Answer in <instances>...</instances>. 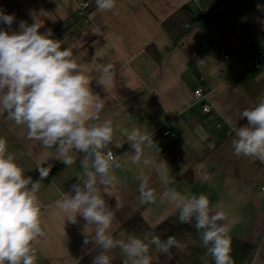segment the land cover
<instances>
[{
	"label": "crops",
	"instance_id": "1",
	"mask_svg": "<svg viewBox=\"0 0 264 264\" xmlns=\"http://www.w3.org/2000/svg\"><path fill=\"white\" fill-rule=\"evenodd\" d=\"M199 1L116 0L113 10L104 11L92 0L86 25L77 17L76 0H0V9L15 15L13 29L21 20L30 25L34 18L42 21L41 33L52 29L51 38L57 37L72 51L73 59L89 76L94 94L104 99L103 110L94 113L99 119L89 123L111 119L118 129L113 143L104 150H111L122 164L113 170L112 195H103L114 214L110 229L114 238H142L149 232L158 236L154 229L169 222L168 237L174 236L182 247H173L169 256L150 247L152 264H214L194 226L179 223L170 215V202L161 199L162 192L174 188L184 195H206L214 210L223 206L227 218L220 223L231 229L233 264H264V162L236 156L231 146L233 129L247 124L246 118L238 119L239 111L254 107L264 97V62L244 76L242 69L248 59L225 57L217 47L204 43L191 64L185 50L173 45L162 23L186 4L195 10L208 8L205 0ZM251 1L254 7L243 22L264 44V11L257 9L264 0ZM0 28L7 26L0 24ZM150 46L157 56L150 53ZM108 63L114 70L104 74L102 67ZM198 87L207 94L210 114L203 111L202 103L194 102ZM166 126L175 132L174 138L162 135ZM133 128L152 136L157 146L145 148L138 163L131 162L134 153L122 134ZM0 138L7 141L8 151L14 153L26 177L36 181L40 167L50 168L37 193L45 236L35 243L36 264H91L100 248L91 243L83 246V218L78 215V223L72 224L53 215L55 201L62 192L71 193L72 184L81 176L79 160L84 154L72 153L75 163L66 166L56 157L55 147L42 150L39 141L27 138L24 126L8 120L2 111ZM116 143L121 147H115ZM160 162L166 163L163 174L157 171ZM141 177L156 193L155 203L141 202ZM137 215L149 229L127 228V222ZM91 234L89 230V238ZM108 254L112 264H123L125 258L118 248Z\"/></svg>",
	"mask_w": 264,
	"mask_h": 264
},
{
	"label": "clouds",
	"instance_id": "2",
	"mask_svg": "<svg viewBox=\"0 0 264 264\" xmlns=\"http://www.w3.org/2000/svg\"><path fill=\"white\" fill-rule=\"evenodd\" d=\"M95 3L104 11L116 6V0ZM257 9L264 11V5L257 4ZM15 19L14 14L0 9V24L7 26L0 28V111L8 120L24 126L27 138L39 141L42 150L55 147L56 157L66 166L75 163L72 153L84 154L79 160L81 176L72 184L71 193L62 192L55 201L53 215L65 217L72 224L78 223V215L83 218V246L91 243L100 248L91 264H112L108 253L117 248L125 258L123 264H152L150 247L169 256L173 247H182L174 236L161 240L149 232L142 238L129 235L117 239L111 234L114 214L103 195H112L116 181L113 170L122 164L111 150H104L113 143L114 131L118 129H114L111 119L89 123L99 119L94 113L103 110L104 99L94 94L89 76L73 59L72 51L62 47L63 41L51 38L52 29L41 33L42 21L37 18L30 25L21 20L13 29ZM113 70L111 63L102 67L104 74ZM245 118L246 125L233 129L234 155L264 162V97L258 98L254 107L239 111L238 119ZM122 134L133 150L132 163L141 161L145 148L157 147L153 137L139 128L124 129ZM115 147L121 145L116 143ZM165 166V162H160L157 171L163 174ZM38 170V180L26 177L25 169L15 162L14 153L8 151L7 141L0 138V264H36L35 243L45 236L37 193L50 168ZM141 181V202L155 203L156 193L147 187L143 177ZM160 197L170 202V215L179 223L194 226L201 246L214 264H233L231 229L229 224L220 223L227 218L223 206L214 210L206 195H184L174 188H168Z\"/></svg>",
	"mask_w": 264,
	"mask_h": 264
},
{
	"label": "trees",
	"instance_id": "3",
	"mask_svg": "<svg viewBox=\"0 0 264 264\" xmlns=\"http://www.w3.org/2000/svg\"><path fill=\"white\" fill-rule=\"evenodd\" d=\"M208 8L195 10L186 4L163 21V27L174 46L182 47L188 54L191 64L204 49V43L238 57L259 56L264 53L261 44L245 26L243 19L253 9L251 0H205ZM93 5V4H92ZM93 7V6H92ZM54 39H58L57 37ZM62 47L65 46L62 44ZM153 56L157 52L149 47ZM129 230L149 229L140 216L127 222ZM161 240H166L171 224L163 222L155 229Z\"/></svg>",
	"mask_w": 264,
	"mask_h": 264
},
{
	"label": "built area",
	"instance_id": "4",
	"mask_svg": "<svg viewBox=\"0 0 264 264\" xmlns=\"http://www.w3.org/2000/svg\"><path fill=\"white\" fill-rule=\"evenodd\" d=\"M199 1V0H197ZM77 2V17L82 20L84 25L88 24L90 21V12L92 10V0H76ZM200 4V1H199ZM86 5V7L84 6ZM220 53L223 54L225 57H229L230 54L226 53L224 50H220ZM264 62V53L254 58L249 59L243 65V74L244 76L251 75L252 71L256 68H259L260 65ZM207 94L204 92L202 87H198L194 90V102L195 103H202L203 111L207 114H210L212 111L211 105L206 103ZM163 136H169L174 138L176 136L173 130L166 126L162 130ZM39 173V170H38Z\"/></svg>",
	"mask_w": 264,
	"mask_h": 264
},
{
	"label": "water",
	"instance_id": "5",
	"mask_svg": "<svg viewBox=\"0 0 264 264\" xmlns=\"http://www.w3.org/2000/svg\"><path fill=\"white\" fill-rule=\"evenodd\" d=\"M209 45L215 47V45L213 43H210ZM243 57L246 58V59H248V60L250 59V55H244Z\"/></svg>",
	"mask_w": 264,
	"mask_h": 264
}]
</instances>
